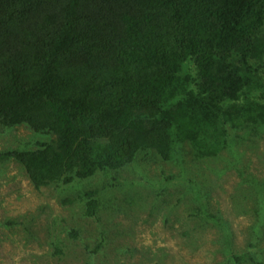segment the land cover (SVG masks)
Instances as JSON below:
<instances>
[{
    "label": "trees",
    "instance_id": "obj_1",
    "mask_svg": "<svg viewBox=\"0 0 264 264\" xmlns=\"http://www.w3.org/2000/svg\"><path fill=\"white\" fill-rule=\"evenodd\" d=\"M19 125L50 139L0 159L37 189L121 173L144 154L206 164L261 138L264 0H0V127ZM197 192L193 230L222 231L227 264H264L259 207L239 252L229 221ZM79 199L96 217L97 188ZM62 244L51 241L54 254Z\"/></svg>",
    "mask_w": 264,
    "mask_h": 264
},
{
    "label": "rangeland",
    "instance_id": "obj_2",
    "mask_svg": "<svg viewBox=\"0 0 264 264\" xmlns=\"http://www.w3.org/2000/svg\"><path fill=\"white\" fill-rule=\"evenodd\" d=\"M48 139L24 125L0 127V152ZM143 156L146 161L137 160L121 173L39 189L17 161L0 159V264H227L222 231L208 224L193 230L189 211L197 190L229 221L230 246L239 252L248 246L259 207L258 244L264 255V187L256 189L259 185L250 181L264 186V134L201 165L189 159L190 152L186 166ZM89 188L98 190L96 217L84 214L79 199ZM56 238L64 243V254H54L50 243ZM97 239L103 247L91 257Z\"/></svg>",
    "mask_w": 264,
    "mask_h": 264
}]
</instances>
